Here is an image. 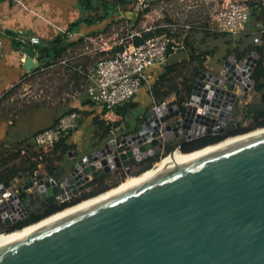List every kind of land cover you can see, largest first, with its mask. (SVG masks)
<instances>
[{
	"label": "water",
	"instance_id": "water-1",
	"mask_svg": "<svg viewBox=\"0 0 264 264\" xmlns=\"http://www.w3.org/2000/svg\"><path fill=\"white\" fill-rule=\"evenodd\" d=\"M16 50L27 72L38 67L27 43ZM257 62L251 53L234 64L226 60L218 72H202L185 102L172 100L147 111L133 131L116 135V149L106 141L86 155L69 152L68 162L60 161L52 172L37 165L19 174L13 182L23 216L44 202L77 195L91 179L115 169L128 171L163 150L161 161L181 146L172 144L177 139L187 143L234 129L238 108L254 88L250 76ZM257 111L264 107H253ZM253 131L180 152L190 154ZM13 182L0 183V196ZM109 190L16 230L11 227L16 219L7 217L2 204L0 234L22 230ZM0 264H264V136L174 168L4 245Z\"/></svg>",
	"mask_w": 264,
	"mask_h": 264
},
{
	"label": "crops",
	"instance_id": "crops-1",
	"mask_svg": "<svg viewBox=\"0 0 264 264\" xmlns=\"http://www.w3.org/2000/svg\"><path fill=\"white\" fill-rule=\"evenodd\" d=\"M140 1L142 6L143 5L145 6V3L149 4L153 2L154 5L156 3L159 4L168 3L167 5L174 8V7H179L180 5L179 3L183 2L184 0H152L151 2L150 1L148 2L147 0H140ZM225 3L226 1L221 3V0H196L195 6L191 8L190 11L186 9L185 13L181 15V18L176 19V17H173L172 14L168 16H170L169 18L173 17L172 20H174V22L179 20L186 21L187 24L185 28L187 30L194 29V27H190L189 23L197 22V21H201L204 23L208 22V17H207L208 15H212L211 21L213 23L212 19L214 14ZM249 5L251 7V13L253 12V8H256V13L258 12V16L256 17V19L254 18L255 28L257 25H260L261 28L264 29V0L263 1L254 0ZM143 8L145 7L141 8L142 10L139 13V17L138 15H134V13L131 12H130L131 14L128 15L127 11L121 10L111 19H107L105 21L93 25L81 24L80 26L75 28L72 32H70V35L72 36L69 37V40L73 42H77V45H75L67 53H69L74 49L80 50L81 51L80 54L76 57L77 59H79L78 63L74 66H68L69 61L66 58L67 56L66 53L65 60H63V62H61L58 65H61L63 67L65 66L68 68H73V70L87 69L89 71L97 63L94 62L92 59L93 52H96V49H94L95 47H92V45H95L97 41L102 42V44L99 45L97 49L98 50L100 49V52L103 55L112 54L115 49H117L118 47L125 46L126 44H128V42L133 43L134 38L140 37L144 32H146L147 28L145 29L144 27H142L141 30H136L135 32H131L130 34H128L125 37V39L121 38L116 40L113 43L114 44L113 48L110 47L109 42H107L106 39H104V37L107 28L110 25L112 26L115 22H118L119 20H125L126 22L130 23L132 26L138 24L140 22V18L144 15V13H147L145 12V9L143 10ZM80 15L81 14L77 5V0H4L0 2V29L3 30L4 32L10 31L14 33L16 38L19 40L22 38L27 39L32 36L38 37L41 43L44 41L52 40L58 35L60 36L63 35L64 32L67 30L68 25L76 21L80 17ZM165 26L169 28V31L177 30V25L175 23ZM162 28L165 29V27ZM203 30L206 31L207 36L213 35L214 37H219V38H222L223 36H227V37L229 36L230 40H233V36L234 37L236 36L225 33H223L224 34L223 35L222 33L214 30V25L213 27L207 26ZM137 33H139L140 36H135V34ZM185 36L187 37V35ZM172 40L175 45L179 46L178 51L183 48V45H186V47H190L189 57L183 59L184 61H182V59L173 58L172 63H169L167 61L165 65H180V67H182L183 69V73H185L188 63H190L193 66L192 70L194 69L195 66L199 64L198 60L192 58L193 54H198L201 55V59H204L203 61L204 70L202 72L206 70H212V71L214 70L213 69L214 67L210 63L214 59L217 52L220 51V49H217V52L213 50V51H205L202 53H197L196 50H194V48L191 45L188 46V41L186 39L183 45L176 43L173 38ZM216 42H214V47L216 46L220 48L223 46L222 43L219 45H215ZM224 47H226L225 44ZM16 48L18 47L13 46V40L10 37L5 36L3 39L2 47L0 48V144H4V147L7 146L11 141H13L14 136L18 134L19 130L15 128L16 122L14 120L20 118L19 115L15 114V111L11 110V108L9 107L10 105H8L6 102H9L12 99V96L14 95V92L15 90L18 89V87L27 83L24 82L26 81L25 79H27V77L35 75V74L27 75V73L30 72H27L24 69L23 55L20 54V52L17 51ZM178 51L175 54L169 56L168 60H170V58H172L173 56L175 57ZM224 53L225 51L222 52L221 58L223 57ZM221 58H219V60ZM220 64H217V66ZM161 69L162 67L152 69L153 75H155L157 71L159 73ZM79 73L82 74L83 72L79 71ZM190 73L188 75H190ZM25 75L26 77L22 78ZM86 82L87 80L82 78L73 81L74 85L76 86L81 85V83L85 84ZM15 86L17 87L15 90H13ZM81 86L82 88H84V85ZM175 99H176L175 95H171L168 98H166L165 101L168 102ZM87 102L88 100L86 98L84 91V97L82 99L77 97L73 98L68 108L69 109L77 108L87 112L93 110L97 111ZM66 112L67 110L64 112V114ZM64 114L61 111L57 112L56 115L51 117L50 122L46 123L41 127L35 128L34 130L29 129V126L35 123V120L32 121V123L29 122L30 119L33 118V115H31V113H23L22 118H20V121L23 124V130L25 129L30 130L27 131V133H29L28 137L30 136L32 137V135H34L35 133L54 125L57 122V120ZM115 133H117V135L124 134L125 128H123V125L115 129V131H112L108 138H104V139L100 138L97 144L93 146L94 149L96 147L101 146L104 142L108 141L109 138L112 137V134ZM83 134L84 131L80 129H78L72 134L71 139L69 140V143L74 146V150L72 152L80 151V148L82 146V141L80 137ZM86 154L87 153H85L84 155ZM58 163L59 162H57L56 164ZM43 165L44 164H39L40 168L43 167Z\"/></svg>",
	"mask_w": 264,
	"mask_h": 264
},
{
	"label": "rangeland",
	"instance_id": "rangeland-1",
	"mask_svg": "<svg viewBox=\"0 0 264 264\" xmlns=\"http://www.w3.org/2000/svg\"><path fill=\"white\" fill-rule=\"evenodd\" d=\"M148 2L152 0H147ZM196 0H184L183 2H180L179 7H170L167 5L168 3L159 4L156 3L155 5L152 3L146 4L145 6L141 4V1L138 0V3L135 5V7L132 9V11H127V14L130 15L131 13H134V15H138L141 12V8L149 9L147 13H144V15L140 18V22L134 26H132L130 23L126 22L125 20H119L118 22H115L112 26L110 25L107 28L106 34L104 39H106L107 42H109L110 47H114V42L118 39H125V37L130 34L131 32H135L136 30H141L142 27L146 28H152L153 30L165 27L167 31H169V28L165 25H169L172 23H175L177 25V30L175 31H169L170 35L174 39V41L178 44H184L185 39L188 41V46H192L194 50H196L197 53H202L205 51H216L217 49H220L219 52L215 55L214 59L210 63L214 68V72H218L219 69L222 67L223 63L226 60H230L231 64H234L235 61H239L236 57V54L240 53L244 47L250 44H254V37L256 36V28L254 26V18L250 17V20L248 24L245 27L244 32H242L239 35L233 36V40H230L229 36H223L222 38L214 37L213 35L207 36L206 31L203 30L207 26L213 27V23L211 21V16L208 15V22H192L189 23L190 27H194V29L187 30L185 28L187 22L184 20L175 21L172 20L173 17L181 18V15L185 13L186 9L190 11L191 8L195 6ZM228 0H221V3ZM234 1V0H232ZM237 1H246L247 3L251 4L254 0H237ZM263 1V0H261ZM131 12V13H130ZM172 14V18H169ZM176 15V16H174ZM258 16V12L256 13ZM256 16V17H257ZM206 25V26H205ZM3 33H5L2 30ZM213 33V32H212ZM249 34L250 37L246 39V35ZM187 35V37L185 36ZM219 38V39H218ZM218 39V40H216ZM217 41V42H216ZM227 41V42H226ZM214 42H216L215 45L223 44L222 47H214ZM224 42V43H223ZM102 42L97 41L95 45H92V47H95L96 52H93L92 59L94 62H97L100 58L109 55V54H102L100 52V49L98 50L97 47L101 45ZM224 44L226 47H224ZM259 45V44H258ZM93 49V50H94ZM223 57L221 58L222 52ZM80 50L74 49L67 53L66 58L68 59V66H74L78 63V60L76 57L80 54ZM190 47H186V45H183V48L178 51V53L170 58L168 60L169 63H172V59H186L189 57ZM250 54H247L242 60H245ZM234 57V58H233ZM219 58H221L219 60ZM218 60V61H217ZM222 65H221V64ZM217 64H220L217 66ZM192 65L190 63L187 64V69L185 71L186 75H188L192 70ZM208 71V70H206ZM27 82L20 87H18L17 90H15L14 95L12 96V99L9 102H6L11 110L15 111L16 115H19L20 118H22L23 113H31L33 115V118L30 119V123L35 120V123L29 126L30 130H34L35 128L41 127L45 125L46 123L50 122V119L52 116L56 115L57 112H64L67 110L71 100L75 97L77 98H83L84 97V90L81 85H84L81 83V85H74L73 81L74 74L72 73V70L68 67H63L61 65L53 66L52 68H48L44 71H42L39 74H35L32 76L27 77L25 79ZM169 100V99H168ZM172 101V100H171ZM135 102L138 103L136 106V109L129 110L125 115L121 116H115L113 115H105L104 118L102 117V114H98L99 120L104 121V126L108 123L113 122H121V126L123 125V128H125V133L128 131H133L137 127L138 119L143 116L148 109L152 108L154 106V101L151 100L150 95L147 92V85L144 84L138 91ZM169 102V101H168ZM245 105H251L253 107H256L260 104V95L254 92L253 89L250 90L248 98L241 102V106L238 108V114L236 117V120H241L242 117H244V111L243 107ZM263 106V105H262ZM38 110H37V109ZM33 113V114H32ZM86 113V112H85ZM88 115L80 114V122L81 125L78 129L84 131V134L81 135L80 139L82 141V146L80 148V151L78 152L79 155H84L85 153H91L92 150H94V147L98 140L100 139L98 126L93 124V118L97 117L94 114V111L87 112ZM19 119L14 120L16 122L15 128L19 130L18 134L14 136V140L11 141L7 146H5L3 149V154L1 157H6L11 154L16 153L17 151H21V156L26 157V153L31 151H38L35 149L32 145V138L31 136L28 137L29 133L27 131L30 130H23V124ZM23 120V119H22ZM251 122V114H249L245 121L243 122V125H249ZM26 132V133H25ZM32 145V146H31ZM49 152V151H48ZM164 154L160 156L162 158ZM159 158V160H160ZM68 162V156H64L61 160L60 164H64ZM159 162V161H157ZM156 162V163H157ZM153 164L152 167L155 166ZM151 167V168H152ZM130 172L125 174H117L113 179L119 180V183L124 180V178L128 176H132ZM112 178H110L111 180ZM110 182V181H109ZM118 183V184H119Z\"/></svg>",
	"mask_w": 264,
	"mask_h": 264
},
{
	"label": "trees",
	"instance_id": "trees-1",
	"mask_svg": "<svg viewBox=\"0 0 264 264\" xmlns=\"http://www.w3.org/2000/svg\"><path fill=\"white\" fill-rule=\"evenodd\" d=\"M4 0H0L2 2ZM138 3V0H77V5L80 11V17L68 25L67 30L64 32L63 35H58L52 40L41 42L38 45L30 46L36 52V59L38 63V67L31 71L28 74H37L41 73L42 71L51 68L55 65L60 64L65 60L66 53L71 50L77 42H73L69 40L68 33L72 32L75 28L80 26L81 24L85 25H93L107 19L113 18L119 11H132L135 5ZM145 12H148V9H145ZM256 8H253V12L251 13L250 17L256 19ZM161 32H169L163 28L155 29L154 31L144 32L140 37H136L133 40V44L139 45L141 44L147 37H150L154 34H158ZM223 34V33H222ZM7 37H10L13 40L14 47H21L23 42L16 38L15 34L7 31L5 32ZM224 35V34H223ZM250 37L249 34L246 35V39ZM122 49V47H118L113 51L112 54L116 53L118 50ZM255 53L258 56V62L253 69L250 78L254 81V92L260 95V104L264 107V37L263 42L261 44H250L244 47V49L236 54L238 60L243 59L247 54ZM193 59L198 60L199 64L194 67L191 71L190 75H186L183 73L182 67L180 65H164L162 66L161 71L155 73L153 80L151 81L150 88L147 87V92L150 95V98L153 99L154 103L160 105L162 102L165 101L171 95H175L176 101L178 104H182L189 98L191 94V90L193 87L194 82L199 77V75L204 70V59H201V55L193 54ZM67 63V62H66ZM75 68V67H74ZM72 69L73 68H69ZM82 71L83 73H79ZM87 69H74L72 73L74 74V79H85L87 80ZM26 77L23 76L22 78ZM17 86L13 88L16 89ZM9 94V93H8ZM88 100V99H87ZM90 104L94 109L93 110L96 114L93 118V124L98 126L99 137L104 139L108 138L111 132L114 129H117L121 126V122H113L108 123L104 126V121L99 120L98 117L102 114L104 118L105 115L109 113L107 108H98L91 104L88 100L87 102ZM138 103L135 102V98L122 106L117 107L114 109L115 116L125 115L129 110L136 109ZM76 112L79 115L85 114L88 115L87 111H83L77 108L69 109L65 114ZM86 112V113H85ZM99 114V115H98ZM81 122L79 121L78 127L76 130L72 131L66 138L61 139L49 152H44L42 150L38 151H31L26 153L25 158L21 156V151H17L14 154H11L6 157L0 158V183L4 182H13L17 176L21 173L26 172L27 170L31 169L34 166L39 164H44L45 168L52 172V167L56 165L57 162H60L64 156H66L69 152L74 150V146L69 143L72 134L78 130L80 127ZM264 127V112L257 111L251 113V122L249 125L242 129L234 130L228 132L222 136L215 137V138H203L198 141L192 142L183 148H180L181 152H188L198 148H202L206 145L214 144L223 140L228 136H233L237 134H243L249 131L256 130L258 128ZM36 134V133H35ZM32 146V145H31ZM4 144H0V156L3 154ZM159 161V157L153 158L148 161V164L142 166L136 172L131 173L134 175H138L141 172L151 168L154 163ZM110 178V174L92 179L89 183L85 184L79 190H83L86 188L94 187L92 192L82 195L79 198L71 201L70 203H66L63 205H59L54 207L53 209L39 215L33 216L31 218H27L17 225L13 227L14 230L20 229L24 226L29 224L35 223L38 220L49 216L57 211H60L68 206H71L81 200L96 196L110 188H113L118 185L119 180L115 181L114 183L108 185L106 181ZM121 183V182H120Z\"/></svg>",
	"mask_w": 264,
	"mask_h": 264
},
{
	"label": "built area",
	"instance_id": "built-area-1",
	"mask_svg": "<svg viewBox=\"0 0 264 264\" xmlns=\"http://www.w3.org/2000/svg\"><path fill=\"white\" fill-rule=\"evenodd\" d=\"M250 15L251 7L249 3L228 0L213 16L214 30L225 34L239 35L244 32L250 20ZM255 30L256 36L253 41L255 44H261L264 29L257 25ZM150 31L154 30L152 28L146 29V32ZM5 36V33L0 29V48ZM68 36L71 37L72 35L68 33ZM135 36H140V34L137 33ZM20 40L23 43H30L32 46L40 44V39L34 36ZM178 49L179 46L174 44L171 36L166 32L147 37L139 45L128 42L116 53L100 58L96 65L88 71L87 82L83 88L86 98L91 104L100 109L107 108L109 110L107 115H113L114 109L131 102L144 84L150 88L151 81L154 78L152 69L164 66L169 56L175 54ZM166 103L168 102L164 101L160 105H166ZM158 106L154 104L153 108L155 109ZM79 121L80 115L76 112L62 115L54 125L32 135L33 147L39 151H50L61 139L66 138L72 131L77 129ZM116 135L117 133L112 134V137L108 140L115 149L120 146ZM177 150L180 151V147ZM92 164L97 169L102 168L100 162H93ZM108 165L110 166L112 163ZM121 169L125 170L124 168ZM121 169L113 170L110 173V178L117 170ZM127 173L124 174L127 175ZM60 186L62 187V185ZM16 187L17 183L13 182L0 196V205H5L4 213L11 221L16 219L15 223L26 217L23 216V209L15 198ZM69 198L67 197L60 202H64Z\"/></svg>",
	"mask_w": 264,
	"mask_h": 264
},
{
	"label": "bare ground",
	"instance_id": "bare-ground-1",
	"mask_svg": "<svg viewBox=\"0 0 264 264\" xmlns=\"http://www.w3.org/2000/svg\"><path fill=\"white\" fill-rule=\"evenodd\" d=\"M243 69L244 67L242 68L241 73ZM242 80L245 84H247V81L243 76H242ZM263 136H264V128H261L245 135L228 138L222 141L221 143L208 146L202 150L190 154H183L179 150H176L173 154L168 155L167 157L161 159V161H159L152 169L146 171L145 173L139 176L126 177L121 183L118 184L117 187L110 189L109 191L97 197L83 201L78 205L68 208L60 213H57L47 219H44L39 223L30 225L22 230L15 231L9 234H0V247L7 245L11 242H14L27 235H30L38 230H41L49 225H52L76 213L91 208L107 199H110L124 191H127L139 184H142L160 174L173 170L174 168H178L187 165L189 163L204 159L206 157L218 154L220 152L226 151L228 149L234 148L236 146H239L241 144L247 143L249 141L255 140Z\"/></svg>",
	"mask_w": 264,
	"mask_h": 264
},
{
	"label": "flooded vegetation",
	"instance_id": "flooded-vegetation-1",
	"mask_svg": "<svg viewBox=\"0 0 264 264\" xmlns=\"http://www.w3.org/2000/svg\"><path fill=\"white\" fill-rule=\"evenodd\" d=\"M152 108H153V106H152ZM152 108L148 109V111L151 110ZM243 111H244V117H242L241 120H236V117H237L238 112L236 113V115H235V122L237 123V125L234 127V129H232V130H230V131H224L222 134H206V135H203V136H201V137H198V138H196V139H194V140H192V141H190V142H187V143H185V142H183V141L177 139V140H175L172 144H173V145H174V144H176V145H177V144H181L180 148H183V147L186 148V146H187L188 144H190V143H192V142H195V141H198V140H200V139H203V138H215V137L222 136V135H224V134H226V133H228V132H231V131H234V130H238V129H242V128L246 127V125H243V122L245 121V118H246L249 114H251V113L253 112V106H251V105H245V106L243 107ZM180 151H181V150H180ZM162 154H163V150H162L161 152H158V153L153 154L152 156H150V157L147 158L146 160L141 161L139 164H137V165H135V166H132V167L130 168V170H128V171H125V170H122V169H121V170H117L113 175H111V176H112V179L110 180V178H109V179L106 181V184L110 185V184L114 183L115 181H117V179H116V180L113 179L117 174H124L125 172H131V173H134V172H136L138 169H140L142 166L148 164V161H150L151 159L156 158V157H159V158H160V156H161ZM109 181H110V182H109ZM93 188H94V187H90V188H86V189H83V190H79V192L77 193V195H75V196H73V197H70L68 200H66V201H64V202H53V203L44 202L43 205H40V204H39V205H37L36 207H34L32 210H29V211L27 212L26 217H25L24 219H22L21 221H23V220H25V219H27V218H31V217H33V216H39V215H41V214H43V213H45V212H47V211L53 209V208L56 207V206L63 205V204H66V203H70L71 201L75 200L76 198H79V197H81V196L84 195V194H87V193H89V192H92V191H93ZM21 221H18V222H16V223L12 224L11 227L13 228L15 225H17V224H18L19 222H21ZM7 229H8V228H5V230H7Z\"/></svg>",
	"mask_w": 264,
	"mask_h": 264
},
{
	"label": "clouds",
	"instance_id": "clouds-1",
	"mask_svg": "<svg viewBox=\"0 0 264 264\" xmlns=\"http://www.w3.org/2000/svg\"><path fill=\"white\" fill-rule=\"evenodd\" d=\"M24 44V43H23ZM30 46V44H28Z\"/></svg>",
	"mask_w": 264,
	"mask_h": 264
}]
</instances>
